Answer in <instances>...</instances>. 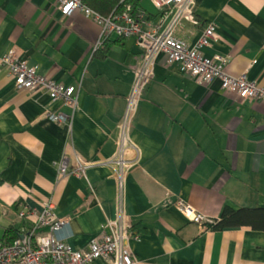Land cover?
I'll use <instances>...</instances> for the list:
<instances>
[{
  "label": "crops",
  "instance_id": "obj_1",
  "mask_svg": "<svg viewBox=\"0 0 264 264\" xmlns=\"http://www.w3.org/2000/svg\"><path fill=\"white\" fill-rule=\"evenodd\" d=\"M135 1L156 24L151 0ZM209 23L219 38L202 55L225 57L228 74L264 84V0H191L174 34L192 46ZM10 51L78 92L75 107L51 101L17 87L0 64V238L33 221L17 212L50 204L75 250L120 218L139 231L128 241L133 264H264V231L210 230L175 206L180 199L211 220L224 207H264V101L241 102L217 79L198 84L159 54L129 120L124 158L132 166L119 187L106 160L117 152L142 62L134 38L101 35L95 21L78 9L62 14L56 0H0V57ZM61 158L69 169L79 160L95 165L61 177Z\"/></svg>",
  "mask_w": 264,
  "mask_h": 264
},
{
  "label": "built area",
  "instance_id": "obj_2",
  "mask_svg": "<svg viewBox=\"0 0 264 264\" xmlns=\"http://www.w3.org/2000/svg\"><path fill=\"white\" fill-rule=\"evenodd\" d=\"M56 2L62 14L70 15L78 9L100 26L101 35L113 33L118 37H132L141 50L142 62L140 66L134 68V82L117 130V152L106 160L113 169V177L119 187L122 186L124 176L132 166V162L124 158L129 120L159 54L164 56L166 67L177 65L181 73L190 76L198 84H208L217 79L223 91L234 95L241 102L264 101V84L258 85L249 80L244 72L236 76L228 74L224 70L227 63L225 57L215 55L209 58L202 55L200 49L219 38L213 23L205 26L201 36L192 46H188L175 36L179 21L190 13L191 0H151L159 12L156 24H150L140 9L136 14H132L130 6H126L121 12L103 16L83 4V0ZM0 64L7 68L17 87L30 91L43 90L51 101L60 100L65 105L76 106L77 86H65L39 74L36 67L29 66L13 51L1 56ZM45 117L54 122H60L62 119L61 114L49 110L46 111ZM56 165L61 177L68 174L83 176L95 162L79 160L74 168L69 169L65 158H61ZM175 206L185 218L194 223L212 222L180 199L176 201ZM17 217L19 219L32 217L33 221L27 228L19 231L18 237L11 242L7 243L0 238V264H96L98 260H102L104 264H133L136 261L128 247V241L137 236L132 234L131 224L120 218L107 220L101 234L94 238L85 250H75L66 243L69 234L60 235L67 227L66 220L56 218L50 204L42 211L21 210L17 212Z\"/></svg>",
  "mask_w": 264,
  "mask_h": 264
},
{
  "label": "trees",
  "instance_id": "obj_3",
  "mask_svg": "<svg viewBox=\"0 0 264 264\" xmlns=\"http://www.w3.org/2000/svg\"><path fill=\"white\" fill-rule=\"evenodd\" d=\"M83 4L97 11L103 16L110 13H118L125 10L126 6H130V12L136 14L140 7L135 0H83ZM203 227L210 230H223L231 227H250L254 230L264 231V207H241L231 209L224 207L218 219L212 220L211 223H203ZM133 235L138 236L137 231L131 225ZM19 231L13 228H7L2 239L7 243L18 237Z\"/></svg>",
  "mask_w": 264,
  "mask_h": 264
},
{
  "label": "rangeland",
  "instance_id": "obj_4",
  "mask_svg": "<svg viewBox=\"0 0 264 264\" xmlns=\"http://www.w3.org/2000/svg\"><path fill=\"white\" fill-rule=\"evenodd\" d=\"M2 235V228L0 227V236Z\"/></svg>",
  "mask_w": 264,
  "mask_h": 264
}]
</instances>
